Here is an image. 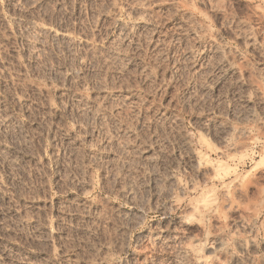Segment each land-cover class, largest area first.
Wrapping results in <instances>:
<instances>
[{"label": "rangeland", "instance_id": "1", "mask_svg": "<svg viewBox=\"0 0 264 264\" xmlns=\"http://www.w3.org/2000/svg\"><path fill=\"white\" fill-rule=\"evenodd\" d=\"M0 264H264V0H0Z\"/></svg>", "mask_w": 264, "mask_h": 264}, {"label": "bare ground", "instance_id": "2", "mask_svg": "<svg viewBox=\"0 0 264 264\" xmlns=\"http://www.w3.org/2000/svg\"><path fill=\"white\" fill-rule=\"evenodd\" d=\"M229 145H230V144H229ZM225 147H226V146H225ZM196 151H197V150H196ZM227 151H228V150H227ZM198 152H199V151H198ZM204 156H205V155H204ZM204 156H203V157H204ZM227 156H228V155H227ZM201 157H202V156H201ZM194 159H195V158H194ZM196 159H200V154H198V156H197ZM201 160H203V159H201ZM196 161H197V160H196ZM203 161H204V160H203ZM203 161H202V162H203ZM198 162H199V160H198ZM205 162H206V161H205ZM209 163H210V161H209ZM220 164H221V163H220ZM195 165H196V164H195ZM195 165H194V166H195ZM205 165H206V164H205ZM208 165H209V164H208ZM217 166H218V165H217ZM222 167H223V163H222L221 168H222ZM224 167H225V166H224ZM226 167H227V166H226ZM226 167H225V168H226ZM221 168H220V170H221ZM214 170H215V169H214ZM218 170H219V169H218ZM229 170H230V169H229ZM227 171H228V169H227ZM213 172H214V171H212V173H213ZM234 172H235V171H234ZM214 173H215V174H214ZM214 173H213V175H216V174L218 175V174H219L218 177H220V172H218V173H217V172H214ZM224 173H226V172H224ZM230 173H231V172H230ZM233 174H234V173H233ZM237 176H238V175H237ZM215 177H217V176H215ZM211 179H212V178H211ZM224 179H225V178H224ZM223 181H224V180H223ZM220 182H221V181H220ZM233 183H234V182H233ZM233 183H232V184H233ZM220 184H221V183H220ZM239 184H241V183H239ZM234 185H235V184H234ZM236 185H237V184H236ZM237 186H238V185H237ZM241 187H242V185H240V187L238 186V188H239V189L237 188L238 191L240 190ZM243 187H245V186H243ZM222 189H223V188H222ZM224 190H225V189H224ZM224 190H223V191H224ZM244 190H245V188H244ZM225 191H226V190H225ZM227 191H228V190H227ZM233 191H234V190H233ZM241 191H242V189H241ZM241 191H239V192H241ZM242 192H244V191H242ZM226 193H227V194H226ZM226 193H224V196H225V194H226V195L229 194V192H226ZM228 196H230V194H229ZM222 197H223V196H222ZM226 198H227V196H226ZM232 201H233V200H232L231 198H227V199L225 200V204L228 205V206H230V205H232V203H234V202H232ZM235 202H236V201H235ZM223 204H224V203H223ZM223 204H222V205H223ZM234 204H237V203H234ZM230 207H231V206H230ZM238 207H239V206H238ZM196 208H197V207H196ZM196 208H195V209H196ZM198 208H199V207H198ZM198 208H197V209H198ZM204 208H205V207H204ZM200 209H201V208H200ZM231 209H232V208H231ZM235 209H236V208H235ZM216 213H218V212H216ZM193 216H194V215H193ZM198 216H199V215H198ZM212 217H213V216H212ZM200 218H201V217H200ZM215 218H216V217H215Z\"/></svg>", "mask_w": 264, "mask_h": 264}]
</instances>
